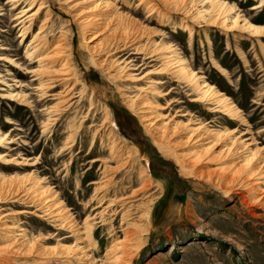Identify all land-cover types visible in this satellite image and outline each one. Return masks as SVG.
<instances>
[{
    "label": "rangeland",
    "instance_id": "1",
    "mask_svg": "<svg viewBox=\"0 0 264 264\" xmlns=\"http://www.w3.org/2000/svg\"><path fill=\"white\" fill-rule=\"evenodd\" d=\"M5 1L0 0V47L5 49L0 50V56L9 60L13 56L15 64L23 70H16L12 62L10 65L0 60V135L8 134L12 143L7 148L8 151L14 149L13 157H24L35 163L31 171L44 180L45 186L52 188L80 226L85 219L88 220L96 245L90 254L93 256L95 251V260H104V251L112 243L123 239L119 232L123 212L117 211L114 218L109 216L110 213L105 216L107 221L114 220L111 228L110 223L100 225L96 223L98 220H93L91 210L96 203L87 205L93 196V182L100 181L101 167L106 165L114 169L118 165L117 161H110L109 158L108 146L113 142L120 148L122 158L128 160V165L113 175L109 196L122 194L120 187L127 189L129 182L135 184L129 192L144 186V182L149 184L148 189L136 198L137 201L124 211H129L131 222L142 212L143 219L148 223L146 233L125 244V251L131 259L129 264H264V211L245 205L244 192L242 196L235 195L233 191L223 194L202 176V173L213 171L214 166L192 168L193 162L185 149L170 153L166 145L158 147L142 126L138 103L145 98L152 100L145 94L149 87L146 82L150 79L134 82L125 77H141L159 64L151 67L153 63L144 56L125 51L116 59L120 63L125 56L128 57L120 67L125 63L129 67L122 69L117 77L110 78L95 65L94 59L83 48L81 31L68 15L63 1L44 0L52 17L50 25L53 34L56 35L59 30H70L72 67L78 83L76 92H83L73 99L70 108L62 106L57 113H47L56 102L48 101L51 98H39L37 82L30 84L32 77L24 74L27 70L23 62L24 46L29 43L30 35L36 31L41 20L33 25L31 33L27 32L20 40V26L14 19L23 5L12 11L10 5H4ZM226 1L237 5L238 12L250 22L264 27V2L263 7L251 10L258 5V0ZM138 13L140 18H144L147 14L145 7ZM153 21H156L155 17ZM139 22L146 28L154 29L142 20ZM164 32L171 37L166 41L175 46L181 58L192 65L193 71L202 74L205 82L224 94L247 123L245 126L239 123L231 125L228 118L222 115L212 117L201 106H192L190 97L178 88L181 85L176 87L177 83L171 80H163L166 83L158 89L161 94L167 93L158 99V104L164 106L167 101L174 102L159 111L165 116L162 122L169 118H172L171 123L191 118L212 129L224 124L223 127L235 128L238 134L248 130L244 139L253 137L252 149L264 147V131H261L264 129V54L257 45V38L244 36L232 39L231 32L226 35L220 31L203 34L202 29L195 28L191 42H188L187 33L177 30L174 34L170 28ZM206 37L212 41L210 45H205ZM259 40L264 46V38ZM144 63L149 65L137 68ZM18 85L26 88H23V93L29 97L30 105L27 107L1 99L7 90L19 92L15 89ZM185 113L190 116L181 117ZM49 115L56 119L43 132V124ZM104 119H107L105 126L102 125ZM93 159L97 162L93 163ZM257 181L262 182L257 179L251 183ZM257 186L264 189L261 184ZM129 192H124L123 197ZM146 196L149 199H144ZM145 201L149 203L144 213L141 202ZM17 208L0 204V214ZM16 219V224L24 229L16 235L23 233L26 238L30 237L29 234L34 237L41 231L45 236H57L43 244L47 248L57 243L64 247L74 246L72 238L57 242L68 233L50 228L40 219L30 215L17 216ZM20 220L24 222L20 224ZM111 229L115 236L110 237ZM19 258L22 257L15 259L13 264L24 262Z\"/></svg>",
    "mask_w": 264,
    "mask_h": 264
},
{
    "label": "bare ground",
    "instance_id": "2",
    "mask_svg": "<svg viewBox=\"0 0 264 264\" xmlns=\"http://www.w3.org/2000/svg\"><path fill=\"white\" fill-rule=\"evenodd\" d=\"M62 1L63 5L67 6L68 15H71L72 21L81 31V38L85 45L83 48L91 59H94L95 65L103 69L110 78L117 77L122 69L129 67L128 63L120 67L128 57L125 56L120 63L116 59L126 52L144 56V59L153 63L151 67L159 64L141 77L131 78L128 75L125 77L128 81L133 79L134 82L144 78L150 79L146 82L149 87L145 94L153 101L145 98L138 103L137 110H139L142 126L153 138L154 143L158 147L166 145L170 153L185 149L193 162L194 169L214 166L213 171L202 173L205 180L211 182L213 187L221 190L225 195L233 191L235 195L242 196L241 193L244 192L242 197L245 205L264 211V189L261 190L257 186L261 184L264 188V147L251 148L253 137L244 139L249 133L248 130L238 134L235 128L223 127L224 124L217 129H212L191 118L184 122L171 123L172 118L162 122L165 116L159 111L167 109L174 102L167 101L164 106L157 102L158 99L167 95V93L161 94L160 86L166 83L164 81L171 80L177 83L176 87L181 85L178 88L184 91L185 96L190 97L189 102L192 106H201L212 117L222 115L228 118L231 125L239 123L240 126H245L247 122L241 116V112L224 94L205 82L202 74L193 71L192 65L181 58L175 46L166 41L171 37H167L164 30L170 28L174 34L177 30L187 33L188 42H191L195 28L202 29L203 34L220 31L222 35H226L231 32L232 39L244 36L257 38V45L264 54V46L259 40L264 38V27L250 22L238 12L237 5L226 0ZM263 2L264 0H258V5L251 10L263 7ZM4 5H10L12 11L23 5L14 19L18 20L16 25L20 26L18 36L20 40L27 32L31 33L34 29L33 25L41 20L36 31L30 35L29 43L24 46L23 62L27 70L24 74L31 75L30 84L37 82L36 91L40 99L51 98L48 101L56 102L47 113H57L62 106L70 108L73 99L80 97L83 93L76 92L78 83L72 67L70 30H59L57 36L53 34L54 30L50 25L52 17L44 0H6ZM144 7L147 14L144 18H140L138 11ZM0 11H2L1 7ZM154 17L156 21H153ZM139 20L153 26L154 29L142 26ZM68 25L71 26V23ZM143 41L144 43L140 45L139 43ZM211 43L210 38L206 37L205 45ZM3 49L4 47H0V50ZM0 60L10 65L13 63L15 66L12 67L16 70L22 69L15 64L13 56L10 60L0 56ZM141 65L149 64H140L137 68ZM23 88L26 89L24 85L15 86L19 92L7 90L2 94L1 99L17 103V105L29 106V97L23 93ZM187 116L190 115L181 114V117L187 118ZM55 119V116L47 117L43 124V132L47 131ZM106 124L107 119H104L102 125ZM7 135H0V150L6 151L0 152V166H2L0 170L4 172H0V204L18 208L15 210H8V208L0 214L1 264H13L18 257L24 259L22 264H50V262L52 264H129L131 259L129 253L125 251L127 248L125 244L133 241L136 236L146 233L148 223L143 219L142 212H139L137 219L131 222L129 211L125 213L124 211L137 201L136 198L148 189L149 184L144 182V186L129 192L135 185L129 182L127 189L120 187L122 194L129 192L125 194V197L122 194L109 196L111 194L108 189L112 186L113 175L128 165V160L122 158L120 148L113 142L108 146L110 161H117L118 165L114 169L106 165L101 167L100 181L93 182V196L87 203L90 206L96 203L91 210L93 220H98L96 223L100 225L110 223L111 228L114 220L107 221L104 219L105 216L110 213L109 216L114 218L117 211L123 212L120 218L121 230H119L123 239L112 243L104 251V260L98 262L94 258L95 251L93 256L92 253L90 254L96 245L92 240V227L89 226L88 220L85 219L80 226L68 213L69 209L61 200H58L52 188L45 186L44 180L37 178L31 171L35 163L24 157H13L14 149L8 151L7 148L12 143ZM92 162L96 163L97 160L93 159ZM257 179L262 182L251 183ZM254 193H258L259 196H255ZM249 194L254 196L250 197ZM144 199L149 198L146 196ZM141 203L142 211L145 213L149 201ZM25 215L40 219L41 222L57 231L67 232L68 235H63L57 242L72 238L74 246L64 247L57 243L47 248L43 244L52 239L51 237L57 236L51 234L45 236L41 234V231L34 237L32 234H29L30 237L27 238L23 233L16 235V232L24 231L18 226L19 224H16V217ZM23 222L20 220L19 223ZM110 232V237L116 235L115 232L112 233L113 229ZM88 246L92 248L89 249Z\"/></svg>",
    "mask_w": 264,
    "mask_h": 264
}]
</instances>
